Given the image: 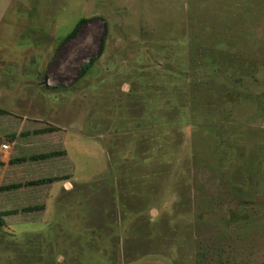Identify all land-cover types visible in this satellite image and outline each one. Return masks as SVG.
Returning <instances> with one entry per match:
<instances>
[{
	"label": "rangeland",
	"instance_id": "1",
	"mask_svg": "<svg viewBox=\"0 0 264 264\" xmlns=\"http://www.w3.org/2000/svg\"><path fill=\"white\" fill-rule=\"evenodd\" d=\"M20 132L56 157L0 187L60 180L0 196V264H264V0H0Z\"/></svg>",
	"mask_w": 264,
	"mask_h": 264
},
{
	"label": "trees",
	"instance_id": "2",
	"mask_svg": "<svg viewBox=\"0 0 264 264\" xmlns=\"http://www.w3.org/2000/svg\"><path fill=\"white\" fill-rule=\"evenodd\" d=\"M88 18H82L78 21V23L75 25L73 31L68 34L66 36L65 39H68L70 37H72L74 35V33L76 32V30L84 23L87 21ZM105 37H106V30L105 32L103 33V36H102V39H101V43H100V49H99V54H102L103 53V49H104V43H105ZM95 59L91 60L88 64L84 65L82 67V69L80 70L79 72V75L78 77L81 78L83 77L87 71L93 66V64L95 63ZM51 131H54L53 129H49L47 130V132H51ZM28 133H20L17 137L21 138V139H26L28 138ZM16 137V134H13L11 136V139H14ZM52 157H56L54 154H40V155H34V156H30L28 158L26 157H17L13 160H11L10 164H15V165H24V164H33V163H36L37 165H40L44 162V160L46 159H49V158H52ZM26 172V171H25ZM60 179H56V178H38L37 180H27V179H22L20 181V183H12V184H9L7 186H2L0 187V192H5V193H11V194H14L16 195L18 190H21V189H32V196H34L36 193H39L38 190H35L33 191L34 189H39V188H44L46 187L47 185H50L52 184L53 182L55 181H58ZM15 192V193H14ZM28 194L29 192H25L23 193L22 195L24 196L25 194ZM13 195V196H14ZM20 196V195H19ZM31 196V195H30ZM39 211H41V208L40 207H35V208H29V209H25V212L27 213H38ZM3 224L2 222L0 221V227H2Z\"/></svg>",
	"mask_w": 264,
	"mask_h": 264
},
{
	"label": "crops",
	"instance_id": "3",
	"mask_svg": "<svg viewBox=\"0 0 264 264\" xmlns=\"http://www.w3.org/2000/svg\"><path fill=\"white\" fill-rule=\"evenodd\" d=\"M21 133V132H20ZM19 133V134H20ZM18 134V135H19ZM18 135H16V137L18 136ZM16 137L14 138V139H12V140H14L15 142H16ZM4 137H1L0 138V142H1V139H3ZM19 137H17V139H18ZM19 140V143H18V146H16V147H13V149H12V151L9 153V155H7L6 156V154H5V152H4V148H3V146L5 145V144H1L0 145V171H4V173L6 174V175H16L17 174V171L15 170L17 167H30L31 165L30 164H24V165H15V164H10V162H11V160H13V159H15V158H17V157H26V154H27V152H28V149H26L24 146L25 145H27V142H26V140H27V138L26 139H18ZM18 142V141H17ZM5 146H7V145H5ZM6 149H8V146H7V148ZM5 149V150H6ZM24 170H23V173H25V168H23ZM26 174V173H25ZM22 179H25V178H21V180ZM20 180V181H21ZM13 183V182H12ZM26 192V189H23L22 190V194L23 193H25ZM15 193V192H14ZM1 195H6V196H12V195H14V194H11V193H5V192H0V196Z\"/></svg>",
	"mask_w": 264,
	"mask_h": 264
},
{
	"label": "built area",
	"instance_id": "4",
	"mask_svg": "<svg viewBox=\"0 0 264 264\" xmlns=\"http://www.w3.org/2000/svg\"><path fill=\"white\" fill-rule=\"evenodd\" d=\"M3 148H4V149H6V148H7V146H5V145H4V146H3Z\"/></svg>",
	"mask_w": 264,
	"mask_h": 264
}]
</instances>
